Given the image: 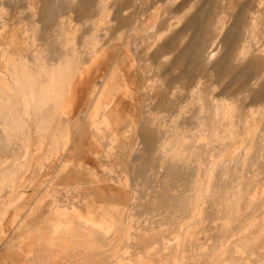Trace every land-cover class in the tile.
<instances>
[{
	"label": "rangeland",
	"instance_id": "obj_1",
	"mask_svg": "<svg viewBox=\"0 0 264 264\" xmlns=\"http://www.w3.org/2000/svg\"><path fill=\"white\" fill-rule=\"evenodd\" d=\"M0 184V264H264V0H0Z\"/></svg>",
	"mask_w": 264,
	"mask_h": 264
},
{
	"label": "bare ground",
	"instance_id": "obj_2",
	"mask_svg": "<svg viewBox=\"0 0 264 264\" xmlns=\"http://www.w3.org/2000/svg\"><path fill=\"white\" fill-rule=\"evenodd\" d=\"M253 21V20H252ZM258 21V20H257ZM222 22V21H221ZM219 25V24H218ZM251 30V29H250ZM218 31V30H217ZM222 31V30H221ZM232 31V29H231ZM249 31V30H248ZM232 34V33H231ZM222 35V33H221ZM225 36V35H224ZM215 37V36H214ZM216 38V37H215ZM217 38H219L217 36ZM223 38V37H222ZM231 38V37H230ZM215 40V39H214ZM242 47V46H241ZM214 48V47H213ZM212 48V49H213ZM243 48V47H242ZM250 48V47H249ZM240 50V48L238 47ZM212 51V50H211ZM238 51V50H237ZM217 52V51H216ZM208 54V53H207ZM24 55V54H23ZM215 54H212L213 56ZM207 57V56H206ZM239 59V58H238ZM44 60V59H43ZM75 60V59H74ZM208 60V59H207ZM72 61V60H71ZM211 61V59H210ZM209 62V61H208ZM70 64V63H69ZM65 65V64H64ZM69 66V65H68ZM67 65L65 66H59L58 68H50V70L47 72L48 78L47 81L43 84L39 83L38 80H36L34 76H31L28 74L26 71L20 72V74L16 78V85L19 88L16 93L17 97L23 101L24 107L29 108V107H35V106H44L45 104L52 103L53 104V111L55 112L56 110L60 109V111H66V106L62 102L63 96H64V91L66 89L67 84H69L68 81V68ZM72 70V69H71ZM40 71V70H39ZM41 72V71H40ZM42 73V72H41ZM43 75V74H41ZM37 76V75H36ZM40 76V75H38ZM86 77V76H85ZM41 80V79H40ZM45 80V79H44ZM43 81V80H42ZM72 81V80H71ZM71 83V82H70ZM76 83V82H75ZM77 86V85H76ZM83 87V86H82ZM69 88V87H68ZM8 89V88H6ZM74 89V88H73ZM76 90V89H75ZM106 92V91H105ZM76 93V92H75ZM79 93V92H78ZM72 94V93H71ZM76 96V95H75ZM66 97V96H65ZM66 100V99H65ZM75 101V100H74ZM76 102V101H75ZM68 103V102H67ZM70 103V102H69ZM215 104V102H214ZM216 106V105H215ZM5 107V106H4ZM3 107V108H4ZM48 107V106H47ZM46 109V108H45ZM212 109H214L212 107ZM223 109L225 111V117L229 120L231 116V110L230 106L226 103L223 104ZM39 110V108H38ZM98 107L95 108L94 112H97ZM11 112V111H10ZM43 112V111H42ZM36 113V112H35ZM38 113V112H37ZM31 114V113H30ZM95 114V113H94ZM6 115V113H5ZM12 118V114H8ZM20 115V114H19ZM23 115V114H22ZM38 115V114H37ZM7 116V115H6ZM5 116V118H6ZM21 116V115H20ZM214 116V115H213ZM8 117V116H7ZM39 119V118H38ZM46 119V118H45ZM40 120V119H39ZM256 120V119H255ZM19 121V120H18ZM11 122V119H10ZM21 122V121H20ZM228 122V121H227ZM57 123V121H56ZM8 124V123H7ZM230 122L229 125H227L226 128H230ZM2 125V124H1ZM9 125V124H8ZM11 129V128H10ZM7 130V129H5ZM14 130V129H13ZM63 135V134H62ZM44 135H41L43 138ZM66 137V136H65ZM67 141V140H66ZM39 144H42V142H39ZM38 149V148H37ZM232 149L230 150V152ZM32 156V155H31ZM3 171V169H2ZM5 171V170H4ZM12 181V180H11ZM13 184V183H12ZM5 185V184H4ZM1 188V184H0ZM61 215H65L64 212L57 211ZM56 216V215H55ZM54 216V219H55ZM57 217V216H56ZM54 221V220H53ZM66 221V220H65ZM72 221V220H71ZM88 222V221H87ZM89 223V222H88ZM69 224V223H68ZM68 224H61L60 222H54L52 224L53 228V233L57 234L58 238H61L64 240L65 236L67 233L70 232L71 226ZM71 224V222H70ZM92 227L96 226L95 224L91 223ZM101 228V227H98ZM52 233V234H53ZM56 236V235H54ZM50 239V238H49ZM51 240V239H50ZM55 240V239H54ZM60 242V241H58ZM57 242V243H58ZM68 242V241H67ZM65 243V242H64ZM70 243V242H69ZM64 245V244H63ZM66 245V244H65ZM140 261V260H139ZM141 263V262H140ZM139 263V264H140ZM180 264V263H179Z\"/></svg>",
	"mask_w": 264,
	"mask_h": 264
},
{
	"label": "crops",
	"instance_id": "obj_3",
	"mask_svg": "<svg viewBox=\"0 0 264 264\" xmlns=\"http://www.w3.org/2000/svg\"><path fill=\"white\" fill-rule=\"evenodd\" d=\"M60 244H61V243H59V242L57 243L56 241H55V242H53V245H54V246H55V245H57V246H60ZM16 257H18V258H19V255H17Z\"/></svg>",
	"mask_w": 264,
	"mask_h": 264
}]
</instances>
